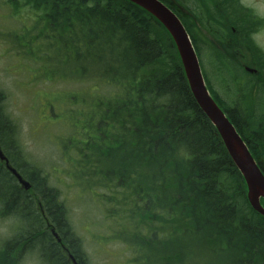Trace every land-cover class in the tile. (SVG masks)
Returning <instances> with one entry per match:
<instances>
[{
    "label": "trees",
    "instance_id": "1",
    "mask_svg": "<svg viewBox=\"0 0 264 264\" xmlns=\"http://www.w3.org/2000/svg\"><path fill=\"white\" fill-rule=\"evenodd\" d=\"M164 1L181 16L202 59L205 49L189 24L192 3ZM192 2L197 3V11L208 21L211 17L201 1ZM210 2L207 7L223 26L208 31L214 38L223 34L231 48L237 40V49L242 52V58L237 59L228 54L220 56L218 50L210 47V90L248 142L264 172L260 122H251V117L239 113L235 109L237 101L225 89L230 82L236 91L242 88L243 73L249 74L243 69V59L250 56L257 62V73L249 75H262L264 86V49L254 38L264 19L240 0ZM12 7L16 16L29 12L26 15L30 24L17 33L16 46L25 54L22 56L31 59L35 83L50 84L67 75L83 80L89 74L97 77L93 82L76 83L93 94L92 106L81 105L79 96L67 93L66 122L70 125L71 141L79 143L76 152L81 151L75 160L92 165L86 172L93 174L89 176L93 194L104 205L114 204L108 210L113 213L108 214L110 222L117 223L125 214L136 218L131 220L139 227L144 226L145 240L138 245L145 246V258L135 263L147 264L146 256L150 255L154 240L167 238V232H162L163 226L159 228L156 221L161 216L173 220L172 234L200 235L211 249L224 252L227 256L223 264H264V215L252 207L244 176L194 97L177 46L166 27L129 0H21ZM207 24L214 25L210 21ZM17 27L23 28L21 21ZM212 80L220 81L230 99L221 96ZM255 81L247 82L249 92L258 89ZM258 90L264 96V89ZM45 97L49 102L50 98ZM7 100L8 94L0 86V142L31 187L21 186L0 158V218L9 215L16 225V233L0 242L1 250L16 257L17 264L30 253L43 264H74L71 254L84 264V241L70 224L65 202L49 173L24 150L20 121ZM53 101L54 106L48 103L51 117H44L40 111L39 118L46 123L48 119L55 121V116L63 120L62 109L57 110L61 106L59 99ZM60 139L65 140L64 135ZM97 144L110 153L105 174L93 161L95 157L88 154L97 150L93 148ZM95 176L100 181L94 182ZM128 220L123 219L122 224L127 225ZM49 225L61 240L46 228ZM128 245L129 255L137 258L142 252L139 253L140 247ZM158 259L162 263L156 264H166L163 258L157 256Z\"/></svg>",
    "mask_w": 264,
    "mask_h": 264
},
{
    "label": "rangeland",
    "instance_id": "2",
    "mask_svg": "<svg viewBox=\"0 0 264 264\" xmlns=\"http://www.w3.org/2000/svg\"><path fill=\"white\" fill-rule=\"evenodd\" d=\"M19 1L21 0H13L10 2L9 0H0V86L8 94V107L20 121V133L24 150L30 154L34 161L45 168L46 173H49L51 183L58 187L60 197L64 200L67 208L70 224L84 241L86 262L83 261V263L136 264L135 262H138V259L145 258V252L143 251L145 250V246H141V243L140 246L138 245L139 241L145 240L146 234L143 232L144 226L139 227V225L135 224V221L133 223L131 220H135L136 218L129 217L125 214L117 220V223L110 222L108 214L113 213H109L108 210L114 204L104 205L93 194L95 192H93L89 185V176L93 174L86 172L87 169L92 168V165H86L82 159L75 160V156L81 154V151L76 152L79 148V143H73L71 141V134H69L70 125L69 122H66L68 119V96L70 94L79 96L81 105L92 106L94 103L95 98L90 93V90L88 92L83 91L82 86L76 83L93 82L92 80L97 77L89 74L83 80L82 77L73 79V76L67 75L65 79L57 78L55 82H51L50 84L38 85V83H35L34 71L30 70L31 59L22 56L25 54L16 46L18 42L16 38L17 33H22L30 24V19L26 15L29 12L16 16L17 14L14 13V11L17 12L16 9L13 11V3L18 4ZM199 1H201V6L204 5L207 9L211 18L208 21H204L202 13L196 9L197 3L192 2V0H187L188 4L192 3L191 11H188L191 17L189 24L198 36L199 42L202 43L201 45L208 51H202L201 62L204 73L207 75V83L211 88L209 80L212 77L213 65L210 60V55L213 52L210 47L218 50L220 56L228 57L226 55L228 54L237 59L238 56L242 58V52L237 49V40L231 48L229 42H225L226 39L223 34H220L221 36L216 35V38H214L211 32L208 31L209 28L220 29L221 25L223 26V22H220L219 18H216L207 7V3H211L210 0ZM212 1L214 2V0ZM177 2L179 0H176ZM241 2L243 5L252 9L260 18L264 19V0H240ZM187 3L182 4L186 5ZM20 21L23 24V28L21 29L17 27ZM209 21L210 23H214L213 27H209L207 24ZM254 38L256 43L264 49V24L254 34ZM254 59L253 56L248 58L244 57L243 59L245 60L243 69L249 74L257 73V62ZM93 63L96 64V60ZM96 66L93 69L94 72ZM249 74L243 73V79L240 81L244 85L238 91L231 85V82L228 85L226 84L225 89L229 90L233 101L238 102L240 98L246 100V104H248L250 109H244L241 113L251 117V122L258 119L262 128V135L264 136V96H260V90H258L259 88L264 89L262 85L263 76L257 75L255 78H252V75ZM38 79L45 80L44 77H38ZM250 79H256L255 87L258 86V91H248L247 82ZM212 81L211 83L219 89L221 96L230 99L228 96L229 93L224 90L220 81ZM58 89L63 90L57 92L59 91ZM57 93H60L58 95L59 97L56 96ZM46 95L47 98H50L48 101L53 106L55 105L53 100L55 98L59 99L61 106L59 105L57 110L62 109L64 121L58 119L57 116L53 117L55 121L48 119V123L39 118L41 113L44 117L52 116L48 110L51 108L48 107L49 102H47ZM57 110L56 112L59 115L60 113ZM61 135H64L65 140L60 139ZM261 142L264 145L263 141ZM99 146L100 144H97L96 147L94 146L93 148H97V150H92L88 154L95 157L93 161L99 164V167L102 168L101 172L105 174L107 173V163L110 153L108 148L102 150L98 148ZM262 150L264 151V147ZM95 177H93L94 182L100 181L98 176ZM157 214L158 211H156ZM136 215L141 216L139 214ZM125 218L130 219L127 221V225L122 224ZM156 221L159 228L163 226L162 232H167L165 235L167 240H154L155 243L149 247L150 255L146 256L148 257L147 264H156L155 262L162 263L160 259L157 260V256L163 258L166 264H223L225 261L224 258L227 255L224 252L220 253L217 250L211 249L204 237L197 235L194 238L192 235L195 234L191 232L185 233L184 235H175L170 230L173 227V220L169 221L165 217L162 219L159 216L156 218ZM174 221H177V217ZM15 226L14 218L9 217V215L0 218V242L4 240V237L16 233ZM46 228L50 229L48 226ZM97 233L99 236H97ZM130 243L140 247L139 253L142 251L141 254L138 253L137 258L129 255L128 249L131 246L128 244ZM1 248L2 244H0V264H17L16 257L9 255L4 250H1ZM20 264L43 263L34 253H30L25 256Z\"/></svg>",
    "mask_w": 264,
    "mask_h": 264
},
{
    "label": "water",
    "instance_id": "3",
    "mask_svg": "<svg viewBox=\"0 0 264 264\" xmlns=\"http://www.w3.org/2000/svg\"><path fill=\"white\" fill-rule=\"evenodd\" d=\"M130 1L150 12L170 32L180 53L194 97L201 109L216 126L234 163L244 176L248 186V199L251 205L260 214L264 215V205L261 201L264 198V172L252 154L248 142L242 137L226 111L212 96L202 72L199 56L184 23L163 0ZM1 156L8 161L2 151ZM13 172L22 180L21 175L15 169H13ZM23 182L27 188L30 187L29 182ZM55 235H57L56 232ZM72 257L76 262L74 256Z\"/></svg>",
    "mask_w": 264,
    "mask_h": 264
},
{
    "label": "bare ground",
    "instance_id": "4",
    "mask_svg": "<svg viewBox=\"0 0 264 264\" xmlns=\"http://www.w3.org/2000/svg\"><path fill=\"white\" fill-rule=\"evenodd\" d=\"M22 144H23V142H22ZM23 147H24V146H23ZM1 151H2V153L4 154V156L8 159V161H7L6 159L2 158V156H1ZM0 158H1V160L5 163V166L7 167V169H8L11 173H12L13 169H15L16 172H17L18 174H22V173L20 172V170H19L17 167H15V166L13 165V163L11 162L10 157H9V156L7 155V153L4 151V148H3L2 144H1V142H0Z\"/></svg>",
    "mask_w": 264,
    "mask_h": 264
},
{
    "label": "flooded vegetation",
    "instance_id": "5",
    "mask_svg": "<svg viewBox=\"0 0 264 264\" xmlns=\"http://www.w3.org/2000/svg\"><path fill=\"white\" fill-rule=\"evenodd\" d=\"M235 109L239 113H241L244 109H250V107L248 106V104H246V100H243L242 98H240L239 101L237 102ZM247 118H249V117L247 116Z\"/></svg>",
    "mask_w": 264,
    "mask_h": 264
}]
</instances>
